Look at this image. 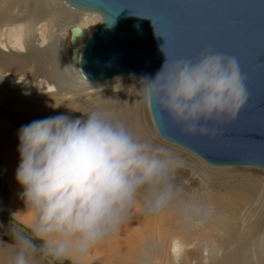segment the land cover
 <instances>
[{
  "label": "clouds",
  "instance_id": "obj_1",
  "mask_svg": "<svg viewBox=\"0 0 264 264\" xmlns=\"http://www.w3.org/2000/svg\"><path fill=\"white\" fill-rule=\"evenodd\" d=\"M141 82L143 102L156 103L186 135L207 131L208 122L232 120L248 99L236 58L223 54L165 60ZM17 137L15 181L33 219L27 234L12 232L3 264H34L37 252L51 261L84 264L90 249L116 236L137 210L150 219L172 212L183 225L211 212L200 194H186L177 182L184 166L177 153L103 108L77 118L33 120ZM160 250L158 240L145 236L132 264H156Z\"/></svg>",
  "mask_w": 264,
  "mask_h": 264
},
{
  "label": "bare ground",
  "instance_id": "obj_2",
  "mask_svg": "<svg viewBox=\"0 0 264 264\" xmlns=\"http://www.w3.org/2000/svg\"><path fill=\"white\" fill-rule=\"evenodd\" d=\"M55 10L68 17L64 29L70 32L64 44V34L60 38L51 32L55 19L61 20L55 18ZM44 23L49 24L47 47H43L47 28L44 36L38 28ZM100 23L99 13L74 9L62 0H0V117L23 114L30 120H38L63 114L77 118L81 113L103 108L141 137L164 144L177 153L190 175L199 180L202 191H195L211 206V212L198 222L183 225L172 212L150 219L137 210L116 236L90 249L84 264L91 262L95 249L104 254L112 251L117 240L129 241L133 247L134 254L124 258H130L132 263L145 236L155 238L161 245L156 264H264V172L253 167L211 166L162 139L153 123L149 103L142 100V82L137 77L116 76L97 82L84 79L73 51L83 50L86 40ZM75 28L81 33L72 41ZM64 29L59 31L64 32ZM122 80H127L129 89L100 95L94 99L93 106L80 99L72 103L63 101ZM24 83L30 88L18 91L13 88ZM32 96H38V100H31ZM33 112L41 114L40 117L32 116ZM17 162L14 160L7 165L2 161L1 174L11 194V200L3 207L30 226L33 217L25 210L19 198L21 188L15 181ZM238 169L241 172H237ZM184 188L186 194L192 191L188 186ZM219 189L234 195L224 199L213 197ZM228 209L237 210L234 214Z\"/></svg>",
  "mask_w": 264,
  "mask_h": 264
},
{
  "label": "water",
  "instance_id": "obj_3",
  "mask_svg": "<svg viewBox=\"0 0 264 264\" xmlns=\"http://www.w3.org/2000/svg\"><path fill=\"white\" fill-rule=\"evenodd\" d=\"M62 1L101 16L83 50L73 51L88 81L151 79L165 60L194 62L204 52L235 57L248 96L235 118L186 135L156 103H149L151 117L162 139L211 166L264 171V0ZM80 33L73 29L71 40Z\"/></svg>",
  "mask_w": 264,
  "mask_h": 264
},
{
  "label": "rangeland",
  "instance_id": "obj_4",
  "mask_svg": "<svg viewBox=\"0 0 264 264\" xmlns=\"http://www.w3.org/2000/svg\"><path fill=\"white\" fill-rule=\"evenodd\" d=\"M56 11L57 10L54 11V16H56L55 18H59L61 20L55 19L54 21L55 24L51 32L53 33L54 36H58V37L60 36V38L62 37L61 35L64 34V36L62 37V42L64 44V41L67 38L66 34L70 32V29L69 30L64 29L66 25L64 21H67L68 17L66 16L65 18L64 14L61 11L59 10L57 12ZM48 25H49L48 23H44L38 26V28H40V30L43 32L42 36H44V31L47 28V30L45 31L46 38L43 43V47H47L49 44V40H47V36L49 35V30L47 27ZM61 28L64 29V32L59 31ZM123 77H127V76H123ZM24 84L22 86H15L13 88L17 91L20 90V88H30V85H27L26 83ZM136 85H138V83H136ZM91 86H94V84ZM125 88L129 89L130 86L128 85L127 80H122V81H118V83L109 85L108 87H103L100 89H90L75 97L72 98L68 97L66 99H63V101H67V102L70 101L72 103L73 100L80 99V102L86 101L93 106L94 105L93 101L96 97L100 95L108 96V93L110 92H118ZM31 100H38V96H32ZM40 115L35 112H33L32 114V116L34 117H40ZM28 117L29 116L23 114L0 117V264H3L4 258L11 251L13 245L12 232L15 230V231H22L25 234H27L30 227L19 221L18 218H16V216L11 211L7 210L9 212H6L4 210L3 206L11 200V194H9L7 190V180L1 174L2 161H4L5 164L8 165V163H10L11 161L13 162L14 160H18V162L15 163L16 167L19 163V154L17 152V147H18L17 132L22 125H26L31 121H33L30 120ZM4 121L7 124V126L5 127H4ZM182 151L186 152L184 150ZM232 167L239 168V167H247V166H232ZM220 168H224V167H220ZM236 171L241 172L240 169ZM243 172H244L243 174H246V171ZM261 172L264 171L261 170ZM193 178L194 177L190 175L188 169L185 168L184 166L177 171L176 180L178 182L184 184L185 186H188V189L197 190L201 192L202 189L200 187L199 180L197 178L194 179ZM229 195H234V194L228 190L219 189V191L214 192L212 196L218 199H222V198L224 199V198H230L227 197ZM228 210L235 214L237 209H228ZM35 243L37 247H39V242L36 241ZM95 251L96 253L93 255L91 262H89V264H132L130 263V258H126L124 260L125 256L130 257L131 255L134 254L133 247L129 245V241L126 242L123 240L120 241L117 240V244L114 245L113 250L105 254L101 253L98 249L97 250L95 249ZM34 264H69V262L66 260L62 262L51 261L50 258L43 257L41 254H39V252H37V254L34 256Z\"/></svg>",
  "mask_w": 264,
  "mask_h": 264
},
{
  "label": "crops",
  "instance_id": "obj_5",
  "mask_svg": "<svg viewBox=\"0 0 264 264\" xmlns=\"http://www.w3.org/2000/svg\"><path fill=\"white\" fill-rule=\"evenodd\" d=\"M4 210H5L6 212H9V211H7V209H5V208H4Z\"/></svg>",
  "mask_w": 264,
  "mask_h": 264
}]
</instances>
